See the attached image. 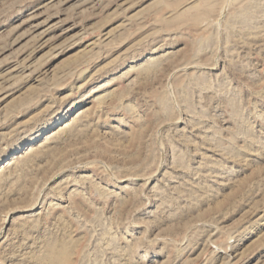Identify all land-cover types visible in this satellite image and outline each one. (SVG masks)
Here are the masks:
<instances>
[{
	"label": "rangeland",
	"instance_id": "obj_1",
	"mask_svg": "<svg viewBox=\"0 0 264 264\" xmlns=\"http://www.w3.org/2000/svg\"><path fill=\"white\" fill-rule=\"evenodd\" d=\"M0 264H264V0H0Z\"/></svg>",
	"mask_w": 264,
	"mask_h": 264
},
{
	"label": "bare ground",
	"instance_id": "obj_2",
	"mask_svg": "<svg viewBox=\"0 0 264 264\" xmlns=\"http://www.w3.org/2000/svg\"><path fill=\"white\" fill-rule=\"evenodd\" d=\"M61 124H62V123H61ZM65 127H67V124L64 122L59 128H60V129H61V128H64V129H65ZM52 133H54V132H52ZM50 137H51V136H50ZM47 138H48V136H47ZM48 139H49V138H48ZM48 139H47V140H48ZM45 140H46V139H45ZM29 149H30V148H29ZM17 156H18V155H17ZM12 158H13V157H12ZM12 158H11V159H12ZM14 158H15V157H14ZM17 159H18V158H17ZM11 163L13 164L12 161H7L4 165H5V166H8V165H10ZM36 207H37V206H36ZM33 210H35V208L32 207V208L30 209V211H33ZM59 255L61 256L62 254L60 253Z\"/></svg>",
	"mask_w": 264,
	"mask_h": 264
}]
</instances>
